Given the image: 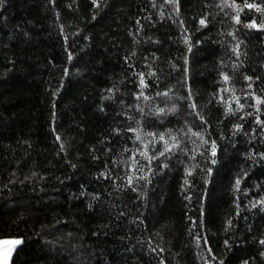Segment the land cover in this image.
<instances>
[{"label": "trees", "instance_id": "trees-1", "mask_svg": "<svg viewBox=\"0 0 264 264\" xmlns=\"http://www.w3.org/2000/svg\"><path fill=\"white\" fill-rule=\"evenodd\" d=\"M247 3L0 0L11 264H264V0Z\"/></svg>", "mask_w": 264, "mask_h": 264}, {"label": "snow or ice", "instance_id": "snow-or-ice-1", "mask_svg": "<svg viewBox=\"0 0 264 264\" xmlns=\"http://www.w3.org/2000/svg\"><path fill=\"white\" fill-rule=\"evenodd\" d=\"M226 2V0H225ZM228 7H236V5L233 3L231 5H227ZM245 7L251 9V8H256L257 11H262L258 6L254 5V4H248L247 3V0H245ZM238 11H242V9H239ZM237 23L240 22V18H239V15L237 14V16L235 17ZM201 24H204V21L201 20ZM246 27H249V28H257L258 26L255 24V22L249 24V25H246ZM259 27L261 28H264V24L260 25ZM225 80L228 79L227 76L224 77ZM250 79V78H249ZM141 85L144 86V81L141 80L140 81ZM227 89H225L226 91ZM237 103H239L238 99H237ZM262 103L261 100H257V104H260ZM194 107V105H193ZM240 108H243L244 105L243 104H240L239 105ZM229 111H231V107H229L228 109ZM257 123H260V121H257ZM139 139V137H137ZM163 134L160 135V139L163 140ZM165 151H170V149L166 148ZM212 154L215 155V146H213V150H212ZM141 155L143 156H146L147 153L146 152H141ZM160 155H164L163 152L160 153ZM190 174V173H189ZM132 180H131V177H129V183L131 184ZM239 183L240 181L237 180L236 184H237V187L239 186ZM22 243V241L20 240H0V245H8L9 247H7L6 249H3V250H0V264H9V261L11 260V257H12V254L13 252H15L18 248V246ZM264 243V242H262Z\"/></svg>", "mask_w": 264, "mask_h": 264}, {"label": "water", "instance_id": "water-1", "mask_svg": "<svg viewBox=\"0 0 264 264\" xmlns=\"http://www.w3.org/2000/svg\"><path fill=\"white\" fill-rule=\"evenodd\" d=\"M4 240H18V239H4ZM7 247H9V246L8 245H0V250L6 249ZM12 256H13V254H12ZM11 259H12V257H11ZM9 264H11V260L9 261Z\"/></svg>", "mask_w": 264, "mask_h": 264}]
</instances>
